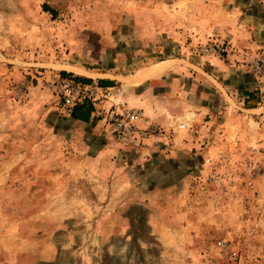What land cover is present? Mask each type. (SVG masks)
Listing matches in <instances>:
<instances>
[{
  "label": "rangeland",
  "instance_id": "1",
  "mask_svg": "<svg viewBox=\"0 0 264 264\" xmlns=\"http://www.w3.org/2000/svg\"><path fill=\"white\" fill-rule=\"evenodd\" d=\"M116 57L207 75L183 80L182 119L142 115L140 136L103 119L92 148L55 80ZM262 57L264 0H0V264H264Z\"/></svg>",
  "mask_w": 264,
  "mask_h": 264
},
{
  "label": "crops",
  "instance_id": "2",
  "mask_svg": "<svg viewBox=\"0 0 264 264\" xmlns=\"http://www.w3.org/2000/svg\"><path fill=\"white\" fill-rule=\"evenodd\" d=\"M169 36L175 37L176 35L172 34ZM253 45H257L255 39L253 41ZM102 57L98 62H101ZM117 58L118 57H116L115 61L110 58L112 62L107 70L102 68L100 69L99 67H86L79 63L60 64L61 67L59 68V71L65 70L67 72H71L73 75L89 78L90 80L87 83H82L90 86H97L101 96H103L100 97L98 101L91 102L92 104L90 103L92 106L91 112L86 121L72 118L70 115L71 111L67 115L75 127L72 129V131L76 134L74 136L79 137L82 135L87 139L89 146L92 148H94V146L98 147L96 143H101V140H104V138L102 139L104 135L107 137L109 136V134H107L108 132L105 131L108 128L104 127V120L99 113L104 112V110H107L110 106L116 105L114 107H117V109L120 107L138 109L141 116H144V120L140 117L143 124L149 122L165 125L170 122V117L172 119L177 117L180 118V116H184L185 109L193 108L192 103L185 101L186 94H188L187 92L192 90V83L185 86V83L183 82L187 80L190 83L191 80H194V74L200 77L195 78L199 79L198 81L201 82L205 77L203 75H207V71L205 70H202L203 74H193L190 67L188 68L187 66L186 68L185 66H180L181 62L191 66L190 63L186 60L181 61L177 59V57H174L170 59L165 58L167 59V64L157 74L147 77L139 82H134L133 79L140 70L155 67L160 64V61L165 59H158L151 63V65L136 69L129 74H121L116 72ZM217 63L221 66L220 62ZM53 65L55 66L56 64ZM67 65L72 66L77 70L69 69L66 67ZM247 95L253 96L251 92ZM202 97L204 96H200V99H202ZM178 99L180 108L182 109L175 111L171 108L174 106L171 101H176ZM199 106L202 108L201 104ZM246 109L250 111L258 110V108L252 105ZM172 112L174 113L173 116ZM185 127L186 125L184 124L181 128ZM78 128H81V131ZM104 131L105 134L102 135ZM102 143L105 142L103 141ZM188 144L186 146H188Z\"/></svg>",
  "mask_w": 264,
  "mask_h": 264
},
{
  "label": "built area",
  "instance_id": "3",
  "mask_svg": "<svg viewBox=\"0 0 264 264\" xmlns=\"http://www.w3.org/2000/svg\"><path fill=\"white\" fill-rule=\"evenodd\" d=\"M201 49L206 52H217L219 54H222L224 51V48L217 42H214L208 47H202ZM252 71L255 74H262L264 72V57L258 58V60L254 62ZM55 82L61 94L62 105L68 112L71 111V108L77 102L84 100L96 102L101 96L97 86L78 83L70 78H57ZM99 115L112 126L113 130L122 135L134 134L137 131L140 136L146 134L148 131L154 132L156 130L154 127L150 130L148 128H145L146 130L137 129L136 122L141 117V114L140 111L135 108L121 107L119 110L117 107H113L99 113ZM218 244L221 248L227 250L228 256L232 259L236 258V252L229 249L228 245L223 240H220ZM226 264L230 263L227 262Z\"/></svg>",
  "mask_w": 264,
  "mask_h": 264
},
{
  "label": "trees",
  "instance_id": "4",
  "mask_svg": "<svg viewBox=\"0 0 264 264\" xmlns=\"http://www.w3.org/2000/svg\"><path fill=\"white\" fill-rule=\"evenodd\" d=\"M42 7L44 10L50 12L51 16H54L55 11L48 4L43 3ZM59 75L61 78L68 77L75 82H81V83L82 82L87 83L90 80L89 78H86V77L73 75L71 72H67L65 70L59 71ZM90 103L91 102L86 101V100L75 103L70 112L71 117L74 119H80V120L86 121V119L88 118L91 112L92 103L91 104Z\"/></svg>",
  "mask_w": 264,
  "mask_h": 264
},
{
  "label": "bare ground",
  "instance_id": "5",
  "mask_svg": "<svg viewBox=\"0 0 264 264\" xmlns=\"http://www.w3.org/2000/svg\"><path fill=\"white\" fill-rule=\"evenodd\" d=\"M164 62L160 61L159 65H156L155 67L146 68L140 70L134 77V82H139L147 77L153 76L157 74L162 68H163Z\"/></svg>",
  "mask_w": 264,
  "mask_h": 264
}]
</instances>
